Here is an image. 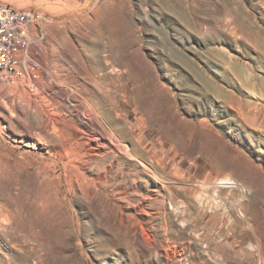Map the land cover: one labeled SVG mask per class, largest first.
Here are the masks:
<instances>
[{"label":"rangeland","instance_id":"rangeland-1","mask_svg":"<svg viewBox=\"0 0 264 264\" xmlns=\"http://www.w3.org/2000/svg\"><path fill=\"white\" fill-rule=\"evenodd\" d=\"M0 1L51 17L0 83V264H264V0Z\"/></svg>","mask_w":264,"mask_h":264},{"label":"built area","instance_id":"built-area-1","mask_svg":"<svg viewBox=\"0 0 264 264\" xmlns=\"http://www.w3.org/2000/svg\"><path fill=\"white\" fill-rule=\"evenodd\" d=\"M49 14L36 8L16 7L0 1V83L34 92L40 79V64L31 48Z\"/></svg>","mask_w":264,"mask_h":264},{"label":"bare ground","instance_id":"bare-ground-1","mask_svg":"<svg viewBox=\"0 0 264 264\" xmlns=\"http://www.w3.org/2000/svg\"><path fill=\"white\" fill-rule=\"evenodd\" d=\"M50 20H49V18H45L44 19V23H47V22H49ZM129 70V69H128ZM130 71V70H129ZM118 76H119V78L120 79H123L124 77H125V75H126V72L125 71H123V72H121V73H118L117 74ZM129 83H125V84H119V86H122L124 89H126L127 88V85H128ZM135 94V93H134ZM31 102V101H30ZM157 103H158V101H157ZM88 104V103H87ZM87 104H83L84 106L83 107H85V108H87L88 106H87ZM137 109V108H136ZM86 110V109H85ZM89 113H85V117H87V118H93L95 115L91 112L90 113V111H88ZM149 113V112H148ZM98 115V114H97ZM98 117H99V115H98ZM138 118V117H137ZM138 120L139 121H144L145 120V118L143 117V116H140L139 118H138ZM138 120H137V122H135V124H134V126H136V127H140V124L138 123ZM150 120H152V119H150ZM88 121V120H87ZM90 122V121H89ZM162 125V124H161ZM87 130V129H86ZM146 130V129H145ZM103 131L105 132V134L107 135V137L109 138V140H110V142L112 143V144H115V145H117L123 152H125V153H130V147L128 146V144H126V143H124V142H122L120 139H119V137L117 136V134L112 130H107V128L106 127H103ZM144 132V131H143ZM179 135V134H178ZM95 138V141L97 142V143H100V146L101 147H103V146H106L98 137H94ZM170 139V138H169ZM94 140V139H93ZM104 140V139H103ZM141 140V139H140ZM155 150V149H154ZM123 154V153H122ZM134 157V156H133ZM108 170V169H107Z\"/></svg>","mask_w":264,"mask_h":264}]
</instances>
